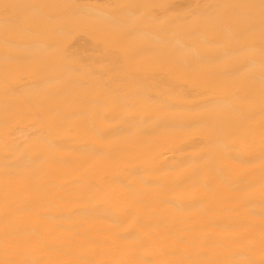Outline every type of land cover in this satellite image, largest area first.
<instances>
[{
    "label": "bare ground",
    "instance_id": "bare-ground-1",
    "mask_svg": "<svg viewBox=\"0 0 264 264\" xmlns=\"http://www.w3.org/2000/svg\"><path fill=\"white\" fill-rule=\"evenodd\" d=\"M0 264H264V0H0Z\"/></svg>",
    "mask_w": 264,
    "mask_h": 264
}]
</instances>
